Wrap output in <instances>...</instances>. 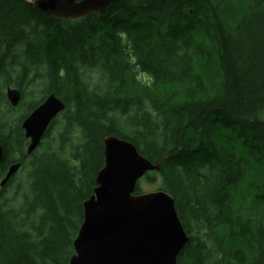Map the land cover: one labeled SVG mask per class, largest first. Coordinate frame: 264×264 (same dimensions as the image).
Instances as JSON below:
<instances>
[{"label": "trees", "instance_id": "1", "mask_svg": "<svg viewBox=\"0 0 264 264\" xmlns=\"http://www.w3.org/2000/svg\"><path fill=\"white\" fill-rule=\"evenodd\" d=\"M51 92L65 109L27 155L20 122ZM108 134L159 162L144 179L189 236L176 264H264V0H116L78 19L0 0V177L20 162L0 264L69 263Z\"/></svg>", "mask_w": 264, "mask_h": 264}, {"label": "water", "instance_id": "2", "mask_svg": "<svg viewBox=\"0 0 264 264\" xmlns=\"http://www.w3.org/2000/svg\"><path fill=\"white\" fill-rule=\"evenodd\" d=\"M113 1L33 0V5L54 18L78 19L91 11L102 12ZM5 96L12 107L20 103L17 88L7 86ZM64 109V101L51 92L21 120L27 155ZM103 158L93 191L82 201V222L68 264H176L189 236L173 197L162 189L134 193L140 178L160 170L159 162L152 163L131 141L112 134L103 138ZM19 167L20 162L7 167L0 187Z\"/></svg>", "mask_w": 264, "mask_h": 264}, {"label": "rangeland", "instance_id": "3", "mask_svg": "<svg viewBox=\"0 0 264 264\" xmlns=\"http://www.w3.org/2000/svg\"><path fill=\"white\" fill-rule=\"evenodd\" d=\"M92 75H95V73H92ZM5 89L6 88H4V93H5ZM6 97V96H5ZM7 100V99H6ZM31 100V97H28L27 99H26V101H25V103H27L28 101H30ZM7 102H8V100H7ZM9 103V102H8ZM10 105V104H9ZM11 106V105H10ZM22 106H23V101H21V103H20V107L18 108V109H14V108H16V106L15 107H12V111L14 112V114L16 115V114H19L20 112H21V109H22ZM57 117V116H56ZM55 117V118H56ZM20 177V175H17V178L16 179H18ZM1 178V177H0ZM160 184H161V182H160V178L159 177H157L156 176V178H155V180L153 181V182H148V181H146L145 179H144V176L141 178V179H139V181H138V185L141 187V189L143 190V191H153V190H158V189H160ZM1 188V187H0ZM7 195H10V194H12L13 193V189L12 188H9V189H7V191L5 192Z\"/></svg>", "mask_w": 264, "mask_h": 264}]
</instances>
